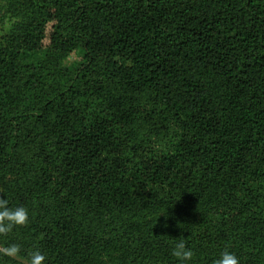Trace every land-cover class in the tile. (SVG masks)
Instances as JSON below:
<instances>
[{
	"label": "trees",
	"instance_id": "1",
	"mask_svg": "<svg viewBox=\"0 0 264 264\" xmlns=\"http://www.w3.org/2000/svg\"><path fill=\"white\" fill-rule=\"evenodd\" d=\"M0 198V264H258L264 0H0Z\"/></svg>",
	"mask_w": 264,
	"mask_h": 264
},
{
	"label": "clouds",
	"instance_id": "2",
	"mask_svg": "<svg viewBox=\"0 0 264 264\" xmlns=\"http://www.w3.org/2000/svg\"><path fill=\"white\" fill-rule=\"evenodd\" d=\"M28 218L29 213L24 206L9 207L8 201L0 198V235L10 232L14 226L25 225ZM19 251L20 247L17 244L0 247V255L4 257L15 258ZM170 254L178 264H190L194 257L192 248L186 246L183 239L174 244ZM44 262L45 255L39 250L33 251L28 258V264H44ZM213 264H239V260L233 252L225 249L214 259Z\"/></svg>",
	"mask_w": 264,
	"mask_h": 264
},
{
	"label": "rangeland",
	"instance_id": "3",
	"mask_svg": "<svg viewBox=\"0 0 264 264\" xmlns=\"http://www.w3.org/2000/svg\"><path fill=\"white\" fill-rule=\"evenodd\" d=\"M75 59H76V57L74 55L69 56L67 58V62L65 63V65L69 66L71 64V62H73ZM101 260H102L103 264H115V261H113L112 259H108L106 256H102ZM258 264H264V249L260 255V259H259Z\"/></svg>",
	"mask_w": 264,
	"mask_h": 264
}]
</instances>
